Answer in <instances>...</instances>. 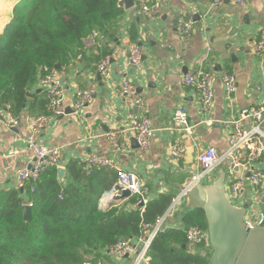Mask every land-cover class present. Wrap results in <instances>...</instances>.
<instances>
[{
    "label": "crops",
    "instance_id": "1",
    "mask_svg": "<svg viewBox=\"0 0 264 264\" xmlns=\"http://www.w3.org/2000/svg\"><path fill=\"white\" fill-rule=\"evenodd\" d=\"M147 1L158 6V18L146 20L138 14L134 4L130 9H123L114 23L113 38L106 41V46L111 49L109 56L105 57L108 58L107 75L98 71V63H91L89 56L82 61L79 57L74 58L65 66L64 114L50 118L35 134L29 132L30 117L45 112L41 105L46 103L40 85L42 74L27 90L30 96H26L25 110L18 124L7 128L4 119L0 118V193L15 189L16 169L29 167L33 162L25 142L32 139L50 147H59L61 168L71 159L85 161L90 154H97L113 159L119 170L134 172L148 189L150 200L164 192H173L176 196L174 186L182 181V175L192 174L196 168V147L213 146L219 153H224L231 128L222 121L235 120L240 118L242 110L264 105V60L252 50L253 42L264 32V0H248L243 8L229 0H223L221 6H213L212 0ZM18 2L0 0V33L12 19V10ZM188 16L194 20L193 27L189 33L181 35L176 28V19ZM133 29L142 50L139 67L131 65L127 58ZM105 40L96 33L90 34L82 39L83 48L87 53L99 52ZM198 69L229 72L235 76V89L230 96L225 94L220 83L214 85L210 125L201 122L195 89L180 83L182 74ZM123 79L130 80L144 100L143 114L153 129L147 152L136 147L133 138L123 132L129 111L127 99L120 94ZM79 89L92 93L91 101L78 111L72 101ZM178 107L187 111L189 123L193 126L192 135L168 129ZM241 122L245 130L258 125L250 117L243 118ZM259 129L256 139L260 140L263 151L258 166L264 168V122ZM113 131L120 132L122 146L109 142L108 134ZM173 141L182 142L187 147L185 157L179 161L174 160L169 151ZM188 148H191L190 158L187 156ZM58 180H66L65 172L61 179L58 176ZM113 186L112 199L107 204L97 199L99 211L105 212L115 206L132 207L127 198L113 201L117 193L116 182ZM260 190L255 191L257 196ZM253 192L245 190L241 201L236 204L244 203L253 196ZM180 206L167 213L163 225H180L181 215L186 213ZM208 249L194 248L204 255ZM131 257L128 255L126 260ZM105 262L117 264L110 256L105 258Z\"/></svg>",
    "mask_w": 264,
    "mask_h": 264
},
{
    "label": "trees",
    "instance_id": "2",
    "mask_svg": "<svg viewBox=\"0 0 264 264\" xmlns=\"http://www.w3.org/2000/svg\"><path fill=\"white\" fill-rule=\"evenodd\" d=\"M118 2L19 0L0 33V110L21 117L26 92L44 67H65L85 56L99 63L109 56L106 41L113 38L114 23L123 12ZM94 33L106 39L105 44L99 52L87 53L82 39ZM129 39L138 44L135 29ZM41 105L44 112L46 103ZM85 164L68 161L63 182L58 180L61 165L48 167L37 180H28L23 191L0 193V264H97L117 241L142 235L144 225H153L175 197L164 192L140 207L139 196L132 195L127 199L131 208L115 206L101 212L97 199L112 188L116 171L88 170ZM25 203L31 204L29 220L23 216ZM190 226L206 231L202 210L183 213L178 226L161 227L147 252L150 264H207L204 252L189 250L185 229Z\"/></svg>",
    "mask_w": 264,
    "mask_h": 264
},
{
    "label": "built area",
    "instance_id": "3",
    "mask_svg": "<svg viewBox=\"0 0 264 264\" xmlns=\"http://www.w3.org/2000/svg\"><path fill=\"white\" fill-rule=\"evenodd\" d=\"M137 7L138 14L148 21H153L159 17V9L155 3L147 0H133ZM237 7L243 8L248 0H229ZM223 0H212L213 6H221ZM192 13H195L193 10ZM194 20L191 16L176 19V28L179 34L186 35L193 27ZM252 50L264 60V32L259 34V38L252 44ZM142 50L136 42L129 44L128 61L131 65L138 66L141 63ZM98 71L108 74V58L102 59L97 64ZM65 67L56 68L44 67L43 76L40 79V85L46 98L45 112L31 116L28 122V130L35 134L43 128L50 118H55L64 114L65 106L63 104L64 85L63 75ZM181 85L184 87H193L199 97L198 109L201 113V122L210 125L212 123L209 116L210 109L214 99V85L220 83L226 95L230 96L235 89V76L229 72L215 73L205 69L189 71L181 75ZM92 91L87 89L76 90L72 105L76 110L84 108L91 101ZM120 94L128 101V119L127 126L123 129L128 136L135 139L141 151L147 152L153 137V129L149 120L144 116V100L138 92L137 87L128 79H123L120 84ZM250 117L258 122V125L245 130L242 125V119ZM0 118L4 119V125L9 128L17 125L19 118L10 111L0 110ZM264 122V105L257 108H249L241 111L240 118L232 121H222V124L231 128L228 141V148L224 153L218 154L213 146L196 147V168L192 172L191 185L197 182H207L211 179L215 167L222 161L227 163V183L226 190L229 199L238 203L241 201V195L245 190H254L251 199H257L256 190L264 184V168L258 166L259 158L262 154V144L256 134L260 133L259 125ZM169 130L182 131L188 135L193 134V126L189 123L188 113L183 107H178L172 115V124ZM108 140L114 146L123 145L120 139V132L113 131L108 134ZM27 148L31 151L33 162L29 167L18 168L15 171V186L24 190L28 180H37L41 172L48 167L61 165V151L59 147H50L32 139H27ZM170 154L174 160L179 161L185 157L187 147L179 141H173L169 148ZM88 170L94 167H104L116 171V184L125 187L132 195H138L137 205L144 206L149 201V191L139 181L138 176L128 170H119L116 162L97 154H90L84 161ZM237 169L240 175L236 173ZM247 175V176H246ZM33 190V188H31ZM183 193H178L172 200L169 209L159 217L153 225H144L142 235L139 237H128L121 239L107 249V256L117 261V264H150V258L147 254L149 246L156 233L164 224L165 217L169 211L180 204ZM61 198V196L59 195ZM31 205L30 203H25ZM251 202L246 215L245 222L253 226L260 220V212ZM257 212V219L252 222V216ZM185 238L189 245L191 253L196 252L194 248L205 245L209 248L206 231L197 226H190L185 229ZM131 255L130 260L126 257ZM125 258V259H124ZM97 264H107L105 260H100Z\"/></svg>",
    "mask_w": 264,
    "mask_h": 264
},
{
    "label": "water",
    "instance_id": "4",
    "mask_svg": "<svg viewBox=\"0 0 264 264\" xmlns=\"http://www.w3.org/2000/svg\"><path fill=\"white\" fill-rule=\"evenodd\" d=\"M118 6L130 9L134 6V1L119 0ZM55 67L59 68L60 65L56 64ZM26 96H30L28 92ZM132 141L138 147L136 140L132 139ZM217 153L221 154L218 151ZM187 156L191 157V148H188ZM63 173L64 169L59 167L60 179ZM182 176V181L174 186V190L177 194L183 193L180 202L182 211L200 209L204 213L209 246L204 255L207 264H264V185L257 199L248 198L244 203L236 204L227 194L225 161L215 167L211 179L207 182L191 185L192 174L186 173ZM116 187L117 193L113 201L128 199L131 196L130 191L125 187L117 184ZM251 202L258 206L261 215V221L253 226L245 222V215ZM22 209L24 220H29L31 207L24 204Z\"/></svg>",
    "mask_w": 264,
    "mask_h": 264
},
{
    "label": "bare ground",
    "instance_id": "5",
    "mask_svg": "<svg viewBox=\"0 0 264 264\" xmlns=\"http://www.w3.org/2000/svg\"><path fill=\"white\" fill-rule=\"evenodd\" d=\"M115 187L112 186V188L106 192L103 193L101 197V201L103 204H107L112 199V193L114 191Z\"/></svg>",
    "mask_w": 264,
    "mask_h": 264
},
{
    "label": "rangeland",
    "instance_id": "6",
    "mask_svg": "<svg viewBox=\"0 0 264 264\" xmlns=\"http://www.w3.org/2000/svg\"><path fill=\"white\" fill-rule=\"evenodd\" d=\"M12 11H13V10H12ZM254 206H255L256 209L259 211L258 206H257L256 204H255ZM256 219H257V212H256V214H254V215L252 216V222H255Z\"/></svg>",
    "mask_w": 264,
    "mask_h": 264
}]
</instances>
